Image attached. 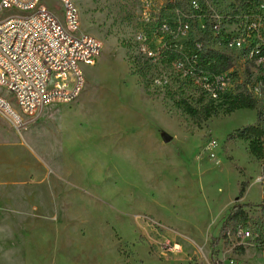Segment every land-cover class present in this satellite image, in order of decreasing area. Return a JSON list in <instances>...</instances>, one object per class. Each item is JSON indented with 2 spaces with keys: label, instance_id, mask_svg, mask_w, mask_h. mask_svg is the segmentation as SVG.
<instances>
[{
  "label": "rangeland",
  "instance_id": "obj_1",
  "mask_svg": "<svg viewBox=\"0 0 264 264\" xmlns=\"http://www.w3.org/2000/svg\"><path fill=\"white\" fill-rule=\"evenodd\" d=\"M72 1L101 44L78 96L30 119L0 87L23 119L0 107V264H264V159L228 140L264 125V66L224 43L264 0ZM42 5L63 14L61 0ZM187 42L227 55L256 108L226 114L221 99L200 124L210 99L173 48ZM238 203L248 221L220 236Z\"/></svg>",
  "mask_w": 264,
  "mask_h": 264
},
{
  "label": "built area",
  "instance_id": "obj_2",
  "mask_svg": "<svg viewBox=\"0 0 264 264\" xmlns=\"http://www.w3.org/2000/svg\"><path fill=\"white\" fill-rule=\"evenodd\" d=\"M61 2L63 14L59 17L42 5V0H0V87L12 95L18 111L30 119H35L50 104L73 101L83 85L81 67L93 65L101 51V44L81 31L75 3L72 0ZM248 14L239 24L242 36L224 43L233 49L245 48L249 57L262 67L264 6ZM251 36H254L253 42L244 47ZM196 46L202 51L210 50L201 43ZM184 61L177 63L178 70L200 86L211 101L238 95L229 69L216 74ZM244 94L254 98L250 89ZM0 107L15 123L23 124L21 115L1 98ZM238 231L244 239L254 236L248 230Z\"/></svg>",
  "mask_w": 264,
  "mask_h": 264
},
{
  "label": "trees",
  "instance_id": "obj_3",
  "mask_svg": "<svg viewBox=\"0 0 264 264\" xmlns=\"http://www.w3.org/2000/svg\"><path fill=\"white\" fill-rule=\"evenodd\" d=\"M195 42H187L182 45H174V51L176 50L180 58L187 60L189 65L195 64L196 66L204 67L209 69L212 73L220 74L227 71L231 67L230 58L226 55L210 51V50H199ZM224 101L228 104L225 110L226 114H232L241 109L254 110L256 108V100L244 93H239L238 95L224 96ZM203 106L198 114L201 117L200 124L207 121L212 116L217 115L216 106L214 101ZM189 113H193V109L187 107ZM240 139L249 142L250 154L256 159H264V125H256L244 127L242 129L236 130L235 133L231 134L228 140ZM245 184L242 185L241 194L244 193ZM249 204H235L225 216L220 236L225 234L229 228L231 222L240 221L245 224L248 221L247 208H250ZM264 214V197L259 206ZM242 228V226H241ZM263 234V232L261 233ZM219 239H217L218 241Z\"/></svg>",
  "mask_w": 264,
  "mask_h": 264
}]
</instances>
